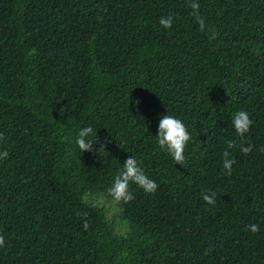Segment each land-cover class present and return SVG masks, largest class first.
<instances>
[{"label": "trees", "instance_id": "1", "mask_svg": "<svg viewBox=\"0 0 264 264\" xmlns=\"http://www.w3.org/2000/svg\"><path fill=\"white\" fill-rule=\"evenodd\" d=\"M198 3L203 32L188 0H0V264H264V0ZM167 113L192 137L184 165L156 143ZM130 156L158 188L130 185L117 238L81 197Z\"/></svg>", "mask_w": 264, "mask_h": 264}, {"label": "clouds", "instance_id": "2", "mask_svg": "<svg viewBox=\"0 0 264 264\" xmlns=\"http://www.w3.org/2000/svg\"><path fill=\"white\" fill-rule=\"evenodd\" d=\"M187 6L192 10L191 15L196 18L200 31H205L206 25L204 18L199 15L200 4L198 0H188ZM159 23L163 28L170 29L173 24V16L170 14L167 17H161ZM213 35H215L214 30ZM35 52L36 50L32 49L29 55L31 56L35 54ZM252 124L253 121L250 119L247 111L244 110L236 112L232 118V125L234 126L236 135L240 137L239 149L245 154L252 151L251 145L245 146L244 141L245 134L249 132ZM91 135H93V128L91 126L79 130L75 139V144L81 152L96 151V149L93 148V143H99V141L97 138L89 139L88 137ZM86 137L87 139H85ZM155 137L160 151L171 156L176 164L184 165L186 163L185 148L192 137L188 128L179 118L168 113L162 115L159 120L158 134ZM2 139L3 135L0 134V140ZM236 146L237 144L235 141L230 140L227 142V149H232ZM103 148L104 146L101 145L99 150ZM227 149L223 152L224 159L222 166L225 172L231 175L232 166L236 161L230 157V152ZM8 155L9 153L7 151L0 152V159H6ZM141 165L142 161H138L134 156H130V158L122 164L121 169L113 179L112 185L107 188L106 191H86L81 197L85 205L99 210L103 214L104 221L111 228L114 237L127 238L128 234L131 232L129 222L123 218V206L134 200V196L130 191V185L135 184L148 194H154L158 188L155 181L149 179ZM203 193H205L203 195V200L206 204L214 205L216 193L212 192L211 195H208L207 191ZM87 215V213L81 214L84 220L83 228L85 231L90 227ZM248 230L256 234L259 232V226L250 224ZM4 244V236L0 235V247H3Z\"/></svg>", "mask_w": 264, "mask_h": 264}]
</instances>
